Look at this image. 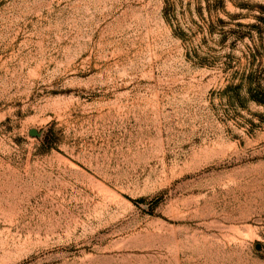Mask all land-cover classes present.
Listing matches in <instances>:
<instances>
[{"label": "rangeland", "instance_id": "obj_1", "mask_svg": "<svg viewBox=\"0 0 264 264\" xmlns=\"http://www.w3.org/2000/svg\"><path fill=\"white\" fill-rule=\"evenodd\" d=\"M223 1L0 0V264H264V0Z\"/></svg>", "mask_w": 264, "mask_h": 264}, {"label": "trees", "instance_id": "obj_2", "mask_svg": "<svg viewBox=\"0 0 264 264\" xmlns=\"http://www.w3.org/2000/svg\"><path fill=\"white\" fill-rule=\"evenodd\" d=\"M209 9V13L211 14L213 11V8H218L220 9V7L223 6L224 1L223 0H205ZM171 6L172 4L170 3V0H165V15L167 18L170 17V11H171ZM198 8L200 9L201 12V6H198ZM260 9V14L257 16V19L259 21V24H251V27L256 28L260 33L264 34V4H261L259 6ZM201 17L204 19V21H206V19L202 16V12H201ZM218 22L219 23H225V21L222 18H218ZM206 23L208 24V29L210 33H213L216 31V26L215 24L209 20L206 21ZM241 25V24H240ZM228 32H232V31H223V36H222V40H224L227 37ZM243 37V36H241ZM245 38V37H244ZM253 61L255 60V58L252 59ZM242 82H246L248 84V94H249V98L264 106V86L263 84L259 83L258 86H253L255 85V82L252 81L251 79V73H244L242 76ZM241 84V83H240ZM52 130V128H51ZM51 130H48V132H52ZM45 144L47 143L48 145H50L51 140H50V133L45 135V140H44Z\"/></svg>", "mask_w": 264, "mask_h": 264}, {"label": "water", "instance_id": "obj_3", "mask_svg": "<svg viewBox=\"0 0 264 264\" xmlns=\"http://www.w3.org/2000/svg\"><path fill=\"white\" fill-rule=\"evenodd\" d=\"M30 134H31V135H37L38 132H37L36 129H31V130H30Z\"/></svg>", "mask_w": 264, "mask_h": 264}]
</instances>
